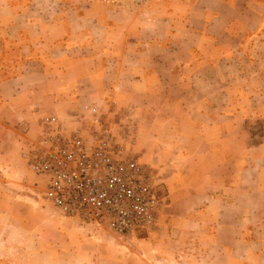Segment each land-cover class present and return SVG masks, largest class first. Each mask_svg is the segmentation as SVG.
Wrapping results in <instances>:
<instances>
[{
    "label": "crops",
    "instance_id": "1",
    "mask_svg": "<svg viewBox=\"0 0 264 264\" xmlns=\"http://www.w3.org/2000/svg\"><path fill=\"white\" fill-rule=\"evenodd\" d=\"M89 105L129 112L163 183L154 252L264 264V0H0V264L45 234L25 142Z\"/></svg>",
    "mask_w": 264,
    "mask_h": 264
},
{
    "label": "built area",
    "instance_id": "2",
    "mask_svg": "<svg viewBox=\"0 0 264 264\" xmlns=\"http://www.w3.org/2000/svg\"><path fill=\"white\" fill-rule=\"evenodd\" d=\"M137 142L129 112L89 105L70 119L42 117L21 158L44 181V199L55 210L127 238L159 228L168 204L159 174L141 160Z\"/></svg>",
    "mask_w": 264,
    "mask_h": 264
},
{
    "label": "rangeland",
    "instance_id": "3",
    "mask_svg": "<svg viewBox=\"0 0 264 264\" xmlns=\"http://www.w3.org/2000/svg\"><path fill=\"white\" fill-rule=\"evenodd\" d=\"M31 189L30 195L46 209L45 234L9 236L5 244L14 250L5 259L8 264H177L181 261L180 256L154 252L150 232L120 238L63 216L44 199L45 184H32ZM18 248L20 253L16 252Z\"/></svg>",
    "mask_w": 264,
    "mask_h": 264
}]
</instances>
